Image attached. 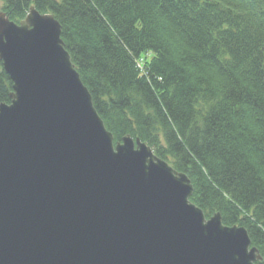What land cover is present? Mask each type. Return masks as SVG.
<instances>
[{"label": "water", "instance_id": "obj_1", "mask_svg": "<svg viewBox=\"0 0 264 264\" xmlns=\"http://www.w3.org/2000/svg\"><path fill=\"white\" fill-rule=\"evenodd\" d=\"M0 264H256L246 228L207 219L190 178L139 138L113 134L62 26L0 10Z\"/></svg>", "mask_w": 264, "mask_h": 264}, {"label": "trees", "instance_id": "obj_2", "mask_svg": "<svg viewBox=\"0 0 264 264\" xmlns=\"http://www.w3.org/2000/svg\"><path fill=\"white\" fill-rule=\"evenodd\" d=\"M62 39L117 144L130 135L191 180L206 218L247 229L264 264V0H0ZM13 83L0 61V106Z\"/></svg>", "mask_w": 264, "mask_h": 264}, {"label": "rangeland", "instance_id": "obj_3", "mask_svg": "<svg viewBox=\"0 0 264 264\" xmlns=\"http://www.w3.org/2000/svg\"><path fill=\"white\" fill-rule=\"evenodd\" d=\"M0 7H1V3H0Z\"/></svg>", "mask_w": 264, "mask_h": 264}]
</instances>
